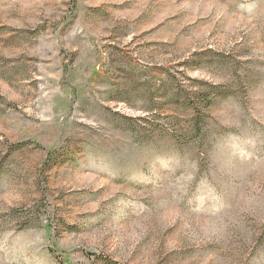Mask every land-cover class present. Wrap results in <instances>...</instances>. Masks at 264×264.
<instances>
[{
  "label": "rangeland",
  "instance_id": "374dc122",
  "mask_svg": "<svg viewBox=\"0 0 264 264\" xmlns=\"http://www.w3.org/2000/svg\"><path fill=\"white\" fill-rule=\"evenodd\" d=\"M264 264V0H0V264Z\"/></svg>",
  "mask_w": 264,
  "mask_h": 264
},
{
  "label": "trees",
  "instance_id": "16d2710c",
  "mask_svg": "<svg viewBox=\"0 0 264 264\" xmlns=\"http://www.w3.org/2000/svg\"><path fill=\"white\" fill-rule=\"evenodd\" d=\"M58 262H60L59 264H62L61 261H58Z\"/></svg>",
  "mask_w": 264,
  "mask_h": 264
}]
</instances>
